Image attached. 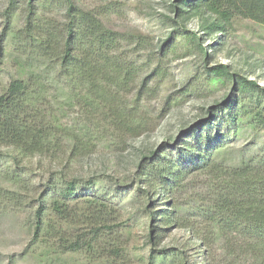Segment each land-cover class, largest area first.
Segmentation results:
<instances>
[{
	"label": "trees",
	"instance_id": "trees-1",
	"mask_svg": "<svg viewBox=\"0 0 264 264\" xmlns=\"http://www.w3.org/2000/svg\"><path fill=\"white\" fill-rule=\"evenodd\" d=\"M2 1L0 54L9 48L20 72L0 92V217L11 204L30 203L26 226L37 264H264V87L213 65L204 46L205 36H233L239 22L264 26V0H173L175 30L157 52L147 36L108 23L129 0L93 8L81 0ZM192 21L199 32L188 28ZM183 45L203 60L197 81L203 89L226 88L222 99L178 139L144 154L138 181L71 176L73 160L120 146L154 124L146 107L158 94L164 60ZM195 89L189 82L177 93ZM178 100L167 97L162 114ZM240 134L245 147H228ZM37 157L52 164L39 166L42 175ZM108 186L144 199L141 237ZM157 196L161 203L153 202ZM174 230L188 239L166 243Z\"/></svg>",
	"mask_w": 264,
	"mask_h": 264
},
{
	"label": "rangeland",
	"instance_id": "rangeland-1",
	"mask_svg": "<svg viewBox=\"0 0 264 264\" xmlns=\"http://www.w3.org/2000/svg\"><path fill=\"white\" fill-rule=\"evenodd\" d=\"M129 1L125 12L117 16L114 15L108 23L120 31L147 36L153 46L151 51L157 52L160 45L166 42L175 30L174 24L170 20V7L173 0ZM81 2L90 8L101 4V0H81ZM4 6V1L0 0V36L4 31L5 22L2 16ZM188 28L193 32L200 31L197 21L188 24ZM232 35L228 38L219 35L205 36L204 46L213 58V65H227L232 71L256 80L264 87V26L251 21H242L235 25ZM2 61L5 70L0 75V92L11 79L17 78L20 72L18 67L20 62L15 63L9 48L5 50L3 56L0 54V65H2ZM202 65L201 56L192 52L190 48L186 49L185 45L166 57L162 66L163 71L161 70L160 74L162 80L157 82L160 85L158 94L149 103L150 106L146 107L147 113L156 117V119L153 118L154 124L141 136L126 137V142L120 146L112 149L102 148L97 154L86 156L77 161L73 160L70 171H68L69 174L82 178L106 175V177L115 178L126 184L138 181L137 165L144 154L161 150L165 143L171 142L172 138L178 139L181 132L186 129V124L193 123L203 108L214 105L215 101H219L226 94V88L218 86L203 89L202 81L196 79ZM154 67L149 71L146 69L148 72L144 77H148ZM189 82L194 84L195 91H189L188 96L177 93L180 89L187 87ZM199 87H202V90H197ZM170 95L173 99H179L176 101L178 106L168 113L165 110L162 114L165 99ZM183 127L185 128L183 129ZM239 137L238 142H230L227 146L238 147L240 151L249 141L244 134H240ZM191 141H194L193 138ZM172 149L169 148L167 153L172 154ZM256 150L257 147L253 148L251 153ZM34 163L37 164V175H42V171L38 170L39 166L45 167L44 170L51 169L52 166L50 161H44L39 157L34 160ZM45 175L47 176V174ZM8 187L12 190L17 189L11 184ZM108 189H111L113 201L124 209L125 213L133 215V229L141 237L145 232L148 219L144 204L141 202L144 199L139 195L136 196L133 191H117L112 186H108ZM30 191L31 196L36 195L34 184L31 185ZM162 199L163 197L157 196L153 202L161 203ZM25 204L31 208L30 203L26 201L17 207L11 204L7 208V212L0 217V264H10L11 262L12 264H37V253L36 256H33L29 248L33 238V229L26 226L30 220L29 211L31 209L26 208ZM2 210L3 213L5 210ZM188 237L185 231L174 230L166 243L176 239L185 241ZM194 261L202 262L198 257Z\"/></svg>",
	"mask_w": 264,
	"mask_h": 264
}]
</instances>
